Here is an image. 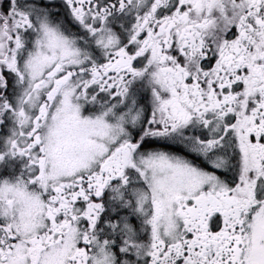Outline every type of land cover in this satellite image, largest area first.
I'll list each match as a JSON object with an SVG mask.
<instances>
[{"label":"snow or ice","instance_id":"snow-or-ice-1","mask_svg":"<svg viewBox=\"0 0 264 264\" xmlns=\"http://www.w3.org/2000/svg\"><path fill=\"white\" fill-rule=\"evenodd\" d=\"M0 264H264V0H0Z\"/></svg>","mask_w":264,"mask_h":264}]
</instances>
